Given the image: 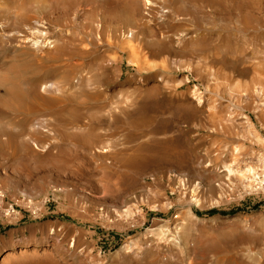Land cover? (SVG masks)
<instances>
[{
    "label": "bare ground",
    "instance_id": "obj_1",
    "mask_svg": "<svg viewBox=\"0 0 264 264\" xmlns=\"http://www.w3.org/2000/svg\"><path fill=\"white\" fill-rule=\"evenodd\" d=\"M179 5L191 9L178 11ZM118 18L126 29L118 28ZM12 46L23 62L4 63ZM117 52L123 54L120 60L137 68L129 87L135 91L143 87L149 97L161 96L160 102L171 106L166 113L179 114L190 133L207 134L213 146L203 154L189 147V158L183 151L173 157L167 149L161 158L151 160V165L171 171L187 163L190 178L179 173L174 177L180 179L183 194L191 190L196 197H190L188 209L175 215L171 224L146 229L125 242L114 255L116 263L158 262L167 253L168 264H174L176 258L179 264H260L262 254L243 244L198 239L193 225L198 218L191 206L219 205L232 185L245 189L255 185L264 190V0H0V91L4 102L0 104L23 116L17 122L4 123L0 114V156L8 152L6 146L25 140L30 143H24V152L28 144L39 148V141H52L56 125H69L64 114L77 111L70 105L82 104L73 101L77 91L91 82L80 69L84 60L92 58L98 71L107 70L105 59ZM202 57L208 61L204 69H200ZM62 69L79 70L80 75L65 76ZM171 73L184 74L174 85V93L189 87L192 79L200 85L187 88L188 94L170 95L164 84L166 74ZM116 109L115 104L109 107L111 113ZM144 122L153 126L157 119L148 116ZM149 134L158 133L152 130ZM108 149L95 148L91 154H105ZM10 152L19 156L22 150L16 146ZM213 155L217 158L212 160ZM124 161L126 169L139 167L135 158ZM17 183L26 184L21 178ZM201 192L204 196L200 197ZM166 206L173 208L170 202ZM125 207L114 213L130 216V207ZM237 222L245 224L246 220L232 217L221 226ZM51 236H55L52 245L62 264H80L83 251H76L78 243L52 229L39 239L1 241L0 249L10 248L5 262L58 264L34 252L20 261L13 259L14 250L31 244L44 247Z\"/></svg>",
    "mask_w": 264,
    "mask_h": 264
},
{
    "label": "rangeland",
    "instance_id": "obj_2",
    "mask_svg": "<svg viewBox=\"0 0 264 264\" xmlns=\"http://www.w3.org/2000/svg\"><path fill=\"white\" fill-rule=\"evenodd\" d=\"M189 9L191 7L185 9L183 5L176 8L178 11ZM226 10L233 11V8L227 7ZM78 22L82 24L83 18L80 17ZM116 22L119 29L127 28L122 18ZM15 49L13 46L9 48L8 61L4 63L23 62L22 57L14 53ZM120 56L123 54L119 52L108 56L105 64L109 69L99 71L92 58L84 60L85 66L80 69L91 82L77 91L79 94L73 101L82 104L70 105V109L77 111L64 114L69 125H56L52 141H39V148L28 144L26 152L23 150L24 143L28 142L26 140L6 146L8 152L0 156V242L22 237L39 239L52 229L78 243L76 251H83L80 253L83 254L80 264H119L114 255L130 238L165 222L171 224L175 215L188 209L190 197L194 195L191 190L183 194L180 179L174 174H185V178L189 179V165L185 163L176 171H171L150 162L155 157L161 158L167 149L173 157L183 151V156L189 158V147L203 154L206 149L212 148V141L203 132L198 135L190 133V128L182 122L179 114L166 113L165 109L170 104L160 102L161 96L149 97V92L143 87L138 91L129 87L130 79L137 76V68L125 59L120 60ZM156 63L161 64V61ZM206 66L207 58L202 57L200 69ZM78 71L62 69L61 73L76 77L80 75ZM181 79H184V74H166L164 85L169 88L170 95L188 94L187 88L200 85L192 79L189 87L174 93V85ZM2 94L0 91V103L4 104ZM114 104L118 109L111 113L109 107ZM0 106L4 123L13 119L17 122L23 117L9 105ZM154 111L156 113H152ZM148 116L156 117L157 124L150 126L145 123ZM252 118L255 120L254 116ZM152 130L158 134L151 136L149 133ZM12 132H16L15 129ZM261 136L264 138V130ZM16 146L22 150L19 156L10 152ZM99 147H108V152L91 154ZM255 148L262 149L261 146ZM104 155L110 158H104ZM129 157L135 158L139 167L124 168V158ZM216 158L213 155L212 160ZM26 169L33 170V175L29 176ZM19 178L26 184H18ZM224 194L219 205L191 206L198 218L193 222L197 238L223 241L239 247L243 244L245 248L261 253L260 264H264V190L255 185L247 189L232 185ZM202 195L201 192L199 196ZM195 197L196 194L193 199ZM19 198L32 200L41 209L34 213L23 205L15 206L18 216L6 218L5 208ZM167 202L173 204L172 209L167 208ZM124 205L130 207V216L114 213L115 209L120 212L126 209ZM232 217H239L246 223L221 226L223 220ZM48 241L44 247L31 244L14 250L16 255L13 259L20 261L34 252L62 264L53 249L55 236ZM9 250V247L0 249V264L12 263L5 262ZM175 253L180 254L178 250ZM168 258L169 255L163 253L158 262L149 259L141 264H168ZM173 263L180 262L176 258Z\"/></svg>",
    "mask_w": 264,
    "mask_h": 264
},
{
    "label": "built area",
    "instance_id": "obj_3",
    "mask_svg": "<svg viewBox=\"0 0 264 264\" xmlns=\"http://www.w3.org/2000/svg\"><path fill=\"white\" fill-rule=\"evenodd\" d=\"M14 205V206H13ZM13 205L7 206L4 210V216L6 218H15L18 216L16 207L25 206L29 210L34 211V213L39 212L41 207H39L34 201L25 198H19L15 201ZM16 206V207H15Z\"/></svg>",
    "mask_w": 264,
    "mask_h": 264
},
{
    "label": "trees",
    "instance_id": "obj_4",
    "mask_svg": "<svg viewBox=\"0 0 264 264\" xmlns=\"http://www.w3.org/2000/svg\"><path fill=\"white\" fill-rule=\"evenodd\" d=\"M212 214H215L214 211H211Z\"/></svg>",
    "mask_w": 264,
    "mask_h": 264
}]
</instances>
